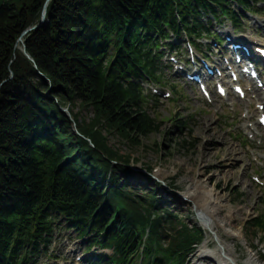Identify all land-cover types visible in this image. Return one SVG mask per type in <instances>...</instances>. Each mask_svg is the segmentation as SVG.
<instances>
[{
  "label": "trees",
  "instance_id": "1",
  "mask_svg": "<svg viewBox=\"0 0 264 264\" xmlns=\"http://www.w3.org/2000/svg\"><path fill=\"white\" fill-rule=\"evenodd\" d=\"M231 2L264 0H50L23 34L46 0H0V264H41L58 228L111 250L100 264H185L203 228L158 204L150 175L130 186L132 158L108 137L136 148L158 130L140 81L161 83V44L208 37L210 14L238 24ZM242 228L264 240V213Z\"/></svg>",
  "mask_w": 264,
  "mask_h": 264
},
{
  "label": "rangeland",
  "instance_id": "2",
  "mask_svg": "<svg viewBox=\"0 0 264 264\" xmlns=\"http://www.w3.org/2000/svg\"><path fill=\"white\" fill-rule=\"evenodd\" d=\"M232 8L236 9V5L232 4ZM245 16L247 20L240 27V36L247 37L248 32L255 35L260 43L256 46L260 47L261 43L264 44V15ZM210 26L216 34L222 30L221 36L225 30L232 31L231 23L227 21L223 25L212 21ZM203 43H209L210 46L202 50L210 55L211 61L218 62L217 55L220 51H225L224 44L219 50L212 41ZM179 45L183 46L182 41ZM164 51V56H167L168 50ZM183 56L181 54V57ZM167 59L164 57L162 60L164 84L157 86L162 93L168 92L170 96H158L157 100H154L151 94L157 86L149 90L151 85L144 84V93L148 94V111L159 122L158 130L144 138L141 146L136 148L121 146L113 136H109L108 141L121 147V150L129 153L132 158L130 164L134 173L131 175L130 186L145 189V174L159 180L157 203L166 201L163 202L164 208L171 209L179 217L201 226L204 232L208 233L205 225L199 220L194 201L182 200V194L191 184L202 185L205 190L213 187V193L218 194L216 200L219 198L226 210L235 212L233 223L221 228L218 235L214 231L208 233L205 241L197 247L185 264H193L195 254L201 249L217 255L219 247L216 241L231 248L239 263L245 262L251 256L257 258L258 263H264V240L260 235L252 236L242 228L246 227V221L264 213V132L257 124L260 110L254 101L255 94L248 92L244 98H239L230 89V95L224 98L214 93L204 96L197 86L185 81L184 76L175 75L173 66ZM76 109L75 107L74 111ZM79 111L84 117L91 116L89 110ZM178 116L183 118L182 121L186 119L188 122L176 129L173 119ZM181 117L178 120H181ZM182 139L188 143L185 148L177 145ZM227 147L234 149L235 154L227 156ZM224 169L226 174L222 173ZM209 176H215L217 179L213 177L209 180ZM61 219L64 223L63 218ZM226 231L236 232V236H226ZM88 241V237H77L74 230L58 228L51 243L44 250L46 256L41 258L40 263L77 264L78 254L87 255L93 260L100 255H111L110 250H104L97 245L87 251ZM207 241L212 242V247H206ZM132 264H140V261L135 260Z\"/></svg>",
  "mask_w": 264,
  "mask_h": 264
},
{
  "label": "bare ground",
  "instance_id": "3",
  "mask_svg": "<svg viewBox=\"0 0 264 264\" xmlns=\"http://www.w3.org/2000/svg\"><path fill=\"white\" fill-rule=\"evenodd\" d=\"M253 92L255 93V96L258 100L263 99L262 92H259V90H257L256 88H253ZM207 132H210V130H207ZM211 134L213 135L214 132H212ZM233 153L235 154L234 149L229 147L225 148V154L227 156H230ZM204 173L205 172L203 171L202 174ZM222 173L226 174L227 171L224 169ZM213 177L215 176H209L208 179L211 180ZM215 178L217 179V177ZM215 186L216 185H214V188ZM212 189L205 190V187L202 185L197 186L191 184L188 190L182 195L186 198L187 201H194L199 220H201L203 225H205L204 227H206V230L208 232L214 231L218 235L220 229L230 226L236 217L234 211L226 210L225 205L221 200H219V198H217L216 200L215 197L218 194L213 193ZM225 233L226 236L229 237H234V235L236 234V232L229 231H226ZM195 255L196 256L193 264H253L255 261L257 262V258L255 259L254 256H251L245 262L239 263L236 257L233 255V250L223 245L222 249L219 248L217 255L209 254L202 249L197 251ZM255 264L264 263L257 262Z\"/></svg>",
  "mask_w": 264,
  "mask_h": 264
},
{
  "label": "water",
  "instance_id": "4",
  "mask_svg": "<svg viewBox=\"0 0 264 264\" xmlns=\"http://www.w3.org/2000/svg\"><path fill=\"white\" fill-rule=\"evenodd\" d=\"M50 0H46V3H45V6L43 8V12H42V15H41V20L39 21V23L37 25H35L34 27H30L28 28L27 30H25L23 32V34H26L27 32L35 29V28H39V27H43L46 23H47V18H46V7H47V3L49 2ZM22 41V40H21ZM22 52L26 55L27 58L31 59L30 56L25 52V49H24V45H22ZM32 60V59H31ZM66 112V110H65Z\"/></svg>",
  "mask_w": 264,
  "mask_h": 264
}]
</instances>
